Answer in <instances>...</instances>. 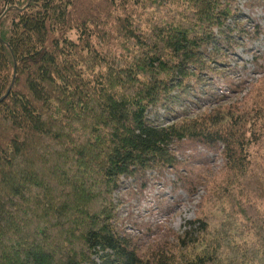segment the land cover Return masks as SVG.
<instances>
[{
	"label": "trees",
	"instance_id": "16d2710c",
	"mask_svg": "<svg viewBox=\"0 0 264 264\" xmlns=\"http://www.w3.org/2000/svg\"><path fill=\"white\" fill-rule=\"evenodd\" d=\"M239 1L0 0V264H264V78L244 110L147 119L227 63ZM183 140L221 144L224 174L172 252L140 255L114 193Z\"/></svg>",
	"mask_w": 264,
	"mask_h": 264
},
{
	"label": "rangeland",
	"instance_id": "374dc122",
	"mask_svg": "<svg viewBox=\"0 0 264 264\" xmlns=\"http://www.w3.org/2000/svg\"><path fill=\"white\" fill-rule=\"evenodd\" d=\"M239 10L226 31L234 47L220 39L227 63L177 87L164 107L149 109L150 124L169 125L222 107L246 108V100L264 78V0H240ZM8 32L7 24L4 38ZM171 151L177 165L134 172L120 180L114 193L116 229L143 256L175 249L178 237L201 216L209 187L225 171L221 144L183 140Z\"/></svg>",
	"mask_w": 264,
	"mask_h": 264
}]
</instances>
